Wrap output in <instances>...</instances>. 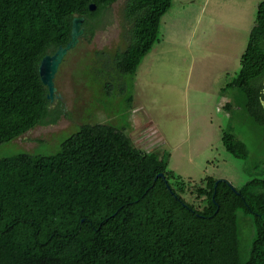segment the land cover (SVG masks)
I'll return each mask as SVG.
<instances>
[{"label":"trees","instance_id":"trees-1","mask_svg":"<svg viewBox=\"0 0 264 264\" xmlns=\"http://www.w3.org/2000/svg\"><path fill=\"white\" fill-rule=\"evenodd\" d=\"M117 1L0 0V146L70 118L57 90L49 98L41 61L71 41L77 17L84 18V34L67 55L82 40L91 43L99 29L113 23L107 13ZM173 2L126 0L129 41L105 62L103 71L110 67L115 75L105 81L108 96L117 76L135 75L161 40L162 19ZM227 88L244 95L248 115L264 127V1L238 76ZM223 143L235 158H246L247 146L234 136L225 135ZM173 177L167 155L140 150L124 129L103 122L81 125L55 154L1 158L0 264H264V166L260 177L241 188L210 178L209 190L201 189L208 196L202 210L173 188ZM159 188L164 211L158 202L159 211L152 208L145 216L146 229L138 207L153 201ZM175 210L183 214L179 231L171 217ZM241 211L252 217L254 228L246 261L235 252L233 237L234 230L240 233Z\"/></svg>","mask_w":264,"mask_h":264},{"label":"rangeland","instance_id":"rangeland-1","mask_svg":"<svg viewBox=\"0 0 264 264\" xmlns=\"http://www.w3.org/2000/svg\"><path fill=\"white\" fill-rule=\"evenodd\" d=\"M192 1L174 0L162 19L161 40L135 75L117 76L116 89L108 96L105 83L115 75L110 67L103 71L105 62L124 50L129 41L124 33L126 0H118L107 13L113 23L99 29L91 43L82 40L59 67L57 93L70 118L1 145L0 159L21 153L55 154L81 125L103 122L124 129L140 150L167 155L175 178L173 188L196 209L208 205V196L201 194V189L209 190L210 178L241 188L260 177L264 127L248 115L244 95L238 89L228 90L227 84L238 76L258 4L264 0H212L211 6H207L209 0ZM116 94L123 98L114 100ZM129 97H133L132 105ZM148 124L154 129L146 127ZM225 135L247 146L246 158L237 159L226 150ZM162 194L165 196L159 188L152 202L138 207V221L146 229L145 216L152 208L159 211L158 202L164 211ZM231 208L225 209L227 218L232 216ZM175 212L171 217L179 231L183 229V214ZM238 215L240 233H233L235 252L246 261L254 236L253 222L249 214L241 211Z\"/></svg>","mask_w":264,"mask_h":264},{"label":"water","instance_id":"water-1","mask_svg":"<svg viewBox=\"0 0 264 264\" xmlns=\"http://www.w3.org/2000/svg\"><path fill=\"white\" fill-rule=\"evenodd\" d=\"M96 8V5H90V10L94 11ZM83 22L84 18H75L73 20L71 41L65 47L60 46L55 54L48 55L41 61L39 73L43 84L48 87L49 98L51 99L54 98V94L57 90L55 86V77L64 57L71 48L78 44L80 37L84 34V29L82 28Z\"/></svg>","mask_w":264,"mask_h":264},{"label":"crops","instance_id":"crops-1","mask_svg":"<svg viewBox=\"0 0 264 264\" xmlns=\"http://www.w3.org/2000/svg\"><path fill=\"white\" fill-rule=\"evenodd\" d=\"M207 2V6H211L212 3H214L212 0L206 1ZM146 127H151V129H154L150 124H148Z\"/></svg>","mask_w":264,"mask_h":264},{"label":"flooded vegetation","instance_id":"flooded-vegetation-1","mask_svg":"<svg viewBox=\"0 0 264 264\" xmlns=\"http://www.w3.org/2000/svg\"><path fill=\"white\" fill-rule=\"evenodd\" d=\"M149 130V129H148ZM147 131V130H146ZM145 133V132H144Z\"/></svg>","mask_w":264,"mask_h":264}]
</instances>
